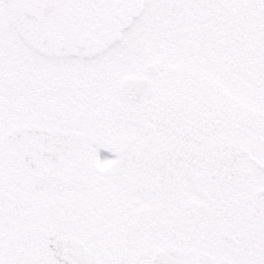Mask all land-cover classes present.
I'll use <instances>...</instances> for the list:
<instances>
[{"label":"snow or ice","instance_id":"6c2138e0","mask_svg":"<svg viewBox=\"0 0 264 264\" xmlns=\"http://www.w3.org/2000/svg\"><path fill=\"white\" fill-rule=\"evenodd\" d=\"M0 264H264V0H0Z\"/></svg>","mask_w":264,"mask_h":264}]
</instances>
